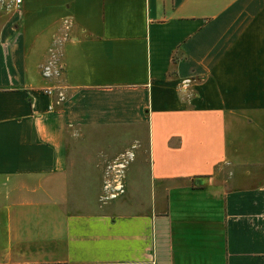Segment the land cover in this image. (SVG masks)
<instances>
[{"label": "crops", "instance_id": "1", "mask_svg": "<svg viewBox=\"0 0 264 264\" xmlns=\"http://www.w3.org/2000/svg\"><path fill=\"white\" fill-rule=\"evenodd\" d=\"M0 264H264V0H1Z\"/></svg>", "mask_w": 264, "mask_h": 264}, {"label": "built area", "instance_id": "2", "mask_svg": "<svg viewBox=\"0 0 264 264\" xmlns=\"http://www.w3.org/2000/svg\"><path fill=\"white\" fill-rule=\"evenodd\" d=\"M1 1V0H0ZM14 1V3H18L19 2V0H13ZM46 70V68L42 71L43 73H46L47 71H45ZM44 92H46V93H50V89L49 88H45L44 89ZM121 158H119V159H117V160H115L114 162H113V164L111 165L112 166V168H113V170H114V172H113V178L112 179H110L111 177H109V180L108 181H106V182H104V184H103V187L105 188V189H114V191H111L109 194H110V196H115L119 191H121L122 189V184H121V182H120V179H119V172H120V168L123 166V161L122 160H120Z\"/></svg>", "mask_w": 264, "mask_h": 264}, {"label": "rangeland", "instance_id": "3", "mask_svg": "<svg viewBox=\"0 0 264 264\" xmlns=\"http://www.w3.org/2000/svg\"><path fill=\"white\" fill-rule=\"evenodd\" d=\"M124 157L126 158V160L128 159V156H127V155H126V156H124ZM124 157H123V158H121L120 160L124 161V160H125V158H124ZM114 161H115V160H114ZM112 164H113V163H112ZM113 175H114V174H113V173H111V176H110L111 178H110V179H112V178H113Z\"/></svg>", "mask_w": 264, "mask_h": 264}]
</instances>
